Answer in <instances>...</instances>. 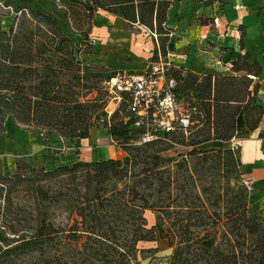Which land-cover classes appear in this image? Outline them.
I'll use <instances>...</instances> for the list:
<instances>
[{
	"label": "trees",
	"instance_id": "1",
	"mask_svg": "<svg viewBox=\"0 0 264 264\" xmlns=\"http://www.w3.org/2000/svg\"><path fill=\"white\" fill-rule=\"evenodd\" d=\"M71 1L74 18L80 23L72 28L90 47L92 20L99 10L123 17L129 29L139 25L156 35L171 31L166 21L173 0ZM18 12L21 16L10 30L0 31V135L5 133L8 116L65 141L88 138L91 129L102 124L127 154L122 159L41 167L40 182L68 176L71 186L59 194L76 216L71 225L56 226L49 219L47 209L60 201L49 190L40 184L30 186L33 180L22 173L7 178L0 174L2 196L9 205L21 182L28 184L23 189L31 197L42 199L34 224L22 225L33 236L8 244L6 252L23 254L57 240L85 252L90 263L135 264L140 242L159 241L173 248L170 264H264V213L252 212V196L242 183H232L242 165L233 149L204 147L179 154V158L162 155L179 145L196 147L244 135L237 125L241 112L250 131L264 123L260 62L249 54L240 55L231 62V75H204L165 66L164 76L175 80L172 92L191 124L187 134L180 128L161 133L175 144L163 139L139 144L144 129L135 125L129 95L123 94L111 116L106 111L110 98L106 82L116 72L75 54L74 41L64 34L57 16L27 6ZM189 159L195 161V173L188 166ZM213 171L220 172L225 182L205 181ZM146 210L157 214V223L150 228ZM3 214L8 217L6 211ZM18 225L6 219L2 226L16 232Z\"/></svg>",
	"mask_w": 264,
	"mask_h": 264
},
{
	"label": "crops",
	"instance_id": "2",
	"mask_svg": "<svg viewBox=\"0 0 264 264\" xmlns=\"http://www.w3.org/2000/svg\"><path fill=\"white\" fill-rule=\"evenodd\" d=\"M183 10V2L173 0L166 21L173 34L177 33L175 30ZM222 12L217 25H195L198 31L195 41L202 43L207 39L214 46L213 52L199 46L191 48L193 45L190 44L189 48L168 55L171 65L204 75H231L234 74L230 69L231 62L240 55L249 54L264 68V0H228ZM128 27V21L121 16L105 10L96 12L90 36L102 48L99 62L116 73L145 72L150 66L155 41L139 38L145 33V36L149 35L144 27L137 25L144 31L140 35L133 34ZM237 125L245 131L244 135L229 141H209L202 146L238 150L244 176L251 179L254 213H264V123L250 131L245 114L241 112ZM125 154L102 124L93 127L88 138L65 141L46 131L29 129L8 116L5 133L0 135V156L32 158L38 166L47 169L63 162L71 165L78 160L122 159Z\"/></svg>",
	"mask_w": 264,
	"mask_h": 264
},
{
	"label": "rangeland",
	"instance_id": "3",
	"mask_svg": "<svg viewBox=\"0 0 264 264\" xmlns=\"http://www.w3.org/2000/svg\"><path fill=\"white\" fill-rule=\"evenodd\" d=\"M184 4V10L179 17V26L175 30V34L169 32L167 34L160 35L157 34L155 38L149 31L148 36H139V38H152L155 41V46L152 48V57L149 63L165 62L168 61L169 54H177V52L182 51L185 48H195L197 46L203 47L205 51L213 52V44L207 39H204L202 43H197L195 39L197 38V28L195 25H217L216 20L221 17L224 11V7L227 6L228 0H181ZM22 6L33 7L40 10L48 15L57 16L60 20L59 25L62 28L64 34L71 38L75 44V54H82V58H86L88 62L98 63L99 54H102V48L92 40L93 45L90 47L88 44L83 43L85 41L84 37L72 27L79 26V21L74 18L73 10L74 5L71 0H31L28 2L26 0H0V31L8 32L15 22V20L21 16L18 10ZM93 18V24L94 19ZM194 24V25H193ZM129 28V27H128ZM84 30L88 29V25L83 27ZM133 34L140 35L144 31L133 26L129 29ZM91 35V34H90ZM201 38V36L199 37ZM156 39L159 45L156 44ZM88 54V55H86ZM159 54L162 55L160 58ZM149 64V65H150ZM173 64V63H172ZM102 65V64H101ZM106 66V65H105ZM179 68V67H177ZM110 73L115 72L113 69L109 68ZM244 73H239V76H243ZM132 146H141L139 144H133ZM202 149V146L190 147L188 145H179L168 151L162 153L165 157L179 158V154H187L192 149ZM225 150V149H222ZM235 155L239 158L238 150L233 149ZM127 154V152H126ZM125 154V155H126ZM124 158V157H123ZM25 162L26 165H19V162ZM190 169L195 173V161L189 159ZM210 164V162L205 163V167ZM213 165V163H212ZM21 167V168H20ZM35 168V170H33ZM226 170L232 169V167H225ZM239 171L233 174L237 179H232L234 185L240 186L243 175L245 174L242 165L237 168ZM41 167L38 166L32 158H24L19 156H0V174L5 178L15 175L17 172L22 173L27 178H31L33 181L29 183L30 186L36 188L38 184L42 185L46 190H49L50 196H56L59 202L56 200L53 202L52 206L47 209L49 219L56 225H67L73 224L76 218L73 213L72 206L65 202V196L60 195L59 192H67L71 186L69 184L68 176L60 178L58 180H47L45 182H40L41 177H38ZM47 170V169H46ZM214 174L206 177L204 180L210 182V180L225 182L220 176V172L213 171ZM28 185L27 183L19 184L18 191L13 195V203L5 202V197L2 196L3 190L0 189V264H105L104 261L87 262V254L81 250V252L74 251L68 245L60 244L57 240L50 241L43 245H39L33 250H26L25 253L21 254L19 252H6L8 244L15 245V241L19 238L33 236V231L22 227L26 224H34V219L37 215L38 204L42 199L39 197L35 200L31 197L29 193L25 192L23 186ZM110 189L114 187L109 186ZM58 196V197H57ZM204 196V195H202ZM249 196H252L249 193ZM253 205V200H252ZM250 210L254 212L252 207ZM9 208L7 209V207ZM6 207V208H5ZM6 211L8 217L3 214ZM145 217L147 219L148 227H152L157 223V214L152 210L145 211ZM15 218V219H14ZM20 223L15 227L16 232L4 228L3 222L5 220ZM172 251L173 248H168L165 243L159 241H147L140 242L137 247V251L134 253V263L135 264H170L172 262ZM85 261L87 263H85Z\"/></svg>",
	"mask_w": 264,
	"mask_h": 264
},
{
	"label": "built area",
	"instance_id": "4",
	"mask_svg": "<svg viewBox=\"0 0 264 264\" xmlns=\"http://www.w3.org/2000/svg\"><path fill=\"white\" fill-rule=\"evenodd\" d=\"M237 8L241 6L237 5ZM152 35L157 38L155 33ZM159 56L162 58L161 54ZM168 65H171L169 61L151 63L145 72H119L106 82L110 93L109 104L106 108L108 117L121 104L123 94H128L129 110L135 118V125L144 129L139 144L157 139L175 144L161 133L174 132L180 128L187 134V129L191 124L189 114L183 110L181 103L172 92L176 85L175 80L166 79L164 76L165 66ZM241 183L249 193H252L251 179L243 176Z\"/></svg>",
	"mask_w": 264,
	"mask_h": 264
}]
</instances>
